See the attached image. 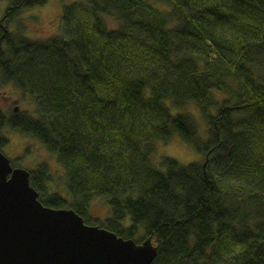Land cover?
Masks as SVG:
<instances>
[{
	"label": "trees",
	"instance_id": "trees-1",
	"mask_svg": "<svg viewBox=\"0 0 264 264\" xmlns=\"http://www.w3.org/2000/svg\"><path fill=\"white\" fill-rule=\"evenodd\" d=\"M5 1L0 85L35 111L0 108V151L10 129L57 160L66 195L46 164L29 171L40 202L150 240L152 264H264V0H79L46 41L8 23L48 0ZM175 138L204 160L156 167L154 143ZM99 198L104 221L90 213Z\"/></svg>",
	"mask_w": 264,
	"mask_h": 264
},
{
	"label": "water",
	"instance_id": "water-1",
	"mask_svg": "<svg viewBox=\"0 0 264 264\" xmlns=\"http://www.w3.org/2000/svg\"><path fill=\"white\" fill-rule=\"evenodd\" d=\"M17 112V108L15 109ZM158 250L39 200L30 172L0 151V264H152Z\"/></svg>",
	"mask_w": 264,
	"mask_h": 264
},
{
	"label": "rangeland",
	"instance_id": "rangeland-1",
	"mask_svg": "<svg viewBox=\"0 0 264 264\" xmlns=\"http://www.w3.org/2000/svg\"><path fill=\"white\" fill-rule=\"evenodd\" d=\"M79 0H48L42 7L24 11L18 19L8 23L9 32H19L33 41H46L60 32L61 16L65 6ZM8 2L0 0V26L8 9ZM112 25V24H111ZM4 47H6L4 45ZM226 98L219 95L222 101ZM0 108L5 114L10 111L34 113L35 105L31 97L24 95L12 84L0 85ZM187 113H192L197 121L202 138H207L209 126L206 118L194 107L188 106ZM217 114V111H214ZM5 136L9 140L2 153L8 157L13 166L28 171L36 170L40 165L46 164L53 174L54 181L50 185V192L65 194L66 173L57 160L43 148L37 140L29 139L19 133L5 129ZM156 153L152 157L153 164L160 168L164 158L176 160L183 166L202 162L204 158L195 149L185 144L182 140L175 138L170 142H156ZM109 205L102 198L95 199L91 205V217L94 220L104 221L109 217Z\"/></svg>",
	"mask_w": 264,
	"mask_h": 264
},
{
	"label": "flooded vegetation",
	"instance_id": "flooded-vegetation-1",
	"mask_svg": "<svg viewBox=\"0 0 264 264\" xmlns=\"http://www.w3.org/2000/svg\"><path fill=\"white\" fill-rule=\"evenodd\" d=\"M16 109V108H15ZM14 168H16L15 166H13Z\"/></svg>",
	"mask_w": 264,
	"mask_h": 264
}]
</instances>
